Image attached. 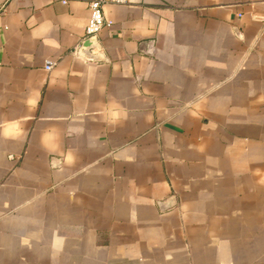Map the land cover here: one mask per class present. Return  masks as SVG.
Here are the masks:
<instances>
[{
	"label": "crops",
	"instance_id": "crops-1",
	"mask_svg": "<svg viewBox=\"0 0 264 264\" xmlns=\"http://www.w3.org/2000/svg\"><path fill=\"white\" fill-rule=\"evenodd\" d=\"M104 16L0 0V264H264V0Z\"/></svg>",
	"mask_w": 264,
	"mask_h": 264
},
{
	"label": "built area",
	"instance_id": "built-area-1",
	"mask_svg": "<svg viewBox=\"0 0 264 264\" xmlns=\"http://www.w3.org/2000/svg\"><path fill=\"white\" fill-rule=\"evenodd\" d=\"M128 3L129 0H88L89 21L85 33L86 40L92 39L94 44H96L101 31L111 25V22L106 20L104 16V7L106 5L124 6ZM74 54L78 57H82V47L78 46L75 48ZM56 65V60H47L45 70L50 72Z\"/></svg>",
	"mask_w": 264,
	"mask_h": 264
},
{
	"label": "water",
	"instance_id": "water-1",
	"mask_svg": "<svg viewBox=\"0 0 264 264\" xmlns=\"http://www.w3.org/2000/svg\"><path fill=\"white\" fill-rule=\"evenodd\" d=\"M94 41L92 39L88 40L87 43L82 47V53L86 55L89 51L94 48Z\"/></svg>",
	"mask_w": 264,
	"mask_h": 264
}]
</instances>
